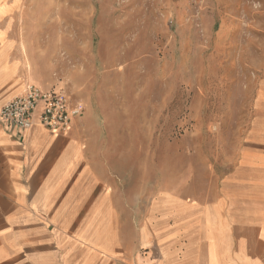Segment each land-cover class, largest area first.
<instances>
[{
  "label": "rangeland",
  "instance_id": "obj_1",
  "mask_svg": "<svg viewBox=\"0 0 264 264\" xmlns=\"http://www.w3.org/2000/svg\"><path fill=\"white\" fill-rule=\"evenodd\" d=\"M19 15L27 72L84 108L124 253L160 192L220 208L241 149L264 150V0H24Z\"/></svg>",
  "mask_w": 264,
  "mask_h": 264
},
{
  "label": "crops",
  "instance_id": "obj_2",
  "mask_svg": "<svg viewBox=\"0 0 264 264\" xmlns=\"http://www.w3.org/2000/svg\"><path fill=\"white\" fill-rule=\"evenodd\" d=\"M23 1L0 0V108L50 89L20 58ZM77 119L67 133L0 122V264H264V150L241 149L220 208L160 192L124 253L109 170L86 165ZM250 135L264 141L259 118Z\"/></svg>",
  "mask_w": 264,
  "mask_h": 264
},
{
  "label": "built area",
  "instance_id": "obj_3",
  "mask_svg": "<svg viewBox=\"0 0 264 264\" xmlns=\"http://www.w3.org/2000/svg\"><path fill=\"white\" fill-rule=\"evenodd\" d=\"M83 110L81 103L63 90H42L27 84L21 95L0 108V122L23 130L40 126L53 133H67Z\"/></svg>",
  "mask_w": 264,
  "mask_h": 264
},
{
  "label": "bare ground",
  "instance_id": "obj_4",
  "mask_svg": "<svg viewBox=\"0 0 264 264\" xmlns=\"http://www.w3.org/2000/svg\"><path fill=\"white\" fill-rule=\"evenodd\" d=\"M158 189V188H157Z\"/></svg>",
  "mask_w": 264,
  "mask_h": 264
}]
</instances>
